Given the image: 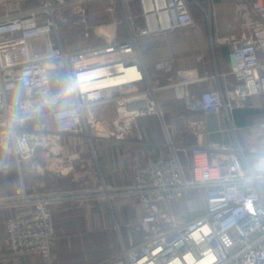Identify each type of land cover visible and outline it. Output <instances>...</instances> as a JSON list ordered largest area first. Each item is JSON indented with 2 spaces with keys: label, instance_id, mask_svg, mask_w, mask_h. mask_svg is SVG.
Instances as JSON below:
<instances>
[{
  "label": "built area",
  "instance_id": "built-area-1",
  "mask_svg": "<svg viewBox=\"0 0 264 264\" xmlns=\"http://www.w3.org/2000/svg\"><path fill=\"white\" fill-rule=\"evenodd\" d=\"M198 6L199 0H0V133L5 152L19 166L27 163L41 172L38 149L47 144L59 153V134L50 132L44 121L48 114L60 133L94 136L106 127L122 140L137 118L162 115L156 99L162 88L172 89L189 110L206 116L230 115L250 98L264 95V0H241L228 25L224 43L236 83L227 95L217 78L215 88L193 96L191 85L204 78L195 68H179L173 59L160 61L161 73L147 77L139 43L195 28ZM68 25L79 30L81 48L64 41L62 26ZM129 69L134 70L131 77ZM95 72L101 76L93 79ZM119 76L129 80L114 84ZM107 104L114 105L116 115L99 122L94 109ZM203 126L202 120L190 123L198 139L204 136ZM261 129L264 133V125ZM223 153H230L225 171L210 159ZM187 154L189 162L173 148L169 158L137 165L134 185L123 190L102 185L78 193H61L56 187L38 193L23 186L20 196L0 199V207L27 210L7 220L11 253L32 258L31 264H52L57 240L52 205L69 199L110 201L122 193L136 196L143 207L144 237L134 244L131 236L130 247L123 246L110 264H264V158L251 165L242 149L232 153L214 140L199 141ZM193 192L204 194L202 215L181 220L170 212L171 205Z\"/></svg>",
  "mask_w": 264,
  "mask_h": 264
},
{
  "label": "crops",
  "instance_id": "crops-1",
  "mask_svg": "<svg viewBox=\"0 0 264 264\" xmlns=\"http://www.w3.org/2000/svg\"><path fill=\"white\" fill-rule=\"evenodd\" d=\"M240 1L218 0L214 3V28L220 31L215 37L207 34L203 27H195L141 41L138 48L147 77L161 73L157 68L160 61L173 59L179 68H195L204 78L191 85L193 96L215 88L217 78L224 94L231 92L236 79L231 73L224 39L228 36V25L236 17ZM109 19L105 16V20ZM80 41L79 47H82L83 42ZM56 89L61 91L65 87ZM156 99L162 115L137 118L134 128L122 140L111 136L106 127L94 136L63 134L54 119L46 115L44 121L49 131L59 134V153L47 144L38 149L37 160L42 168L39 173L31 170L34 179L37 178V185L29 183L28 190L46 193L51 187H56L61 193H78L85 189H80L82 186L95 190L102 185L127 189L134 185L137 165L150 158H169L173 155V148L189 162L187 152L199 141L221 142L230 147L232 153L242 149L251 165L264 158V133L261 129L264 125V95L250 98L245 107L233 109L230 115L223 111L209 116L189 110L170 88L160 89ZM94 113L99 122L110 121L116 115L112 104L98 106ZM193 120L204 122L202 138L198 139L190 130ZM229 154H212L210 159L225 171ZM19 195V190L13 193L0 191V199ZM87 200H61L52 205L57 236L52 264H109L123 246L130 247L131 236L134 244L142 242L144 233L140 219L145 212L136 196L121 193L110 201L99 198ZM180 202L184 204L177 215L181 220H192L205 212L202 192L187 194ZM170 208L172 211L174 206ZM26 211L19 206L0 207V264L32 263V258L13 256L7 238V220Z\"/></svg>",
  "mask_w": 264,
  "mask_h": 264
},
{
  "label": "rangeland",
  "instance_id": "rangeland-1",
  "mask_svg": "<svg viewBox=\"0 0 264 264\" xmlns=\"http://www.w3.org/2000/svg\"><path fill=\"white\" fill-rule=\"evenodd\" d=\"M199 1L201 2V6L196 7V11H195V17L197 21L196 27L200 29L201 27H203L207 34L215 37L216 33H215L212 15L214 12V9H213L214 3L218 0H199ZM98 12H102V10H99ZM101 14H103V12ZM210 14H211V19L208 18V15ZM115 16L117 18L120 16V10L116 12ZM72 18L74 17L71 16V19ZM96 19L97 17L95 18V20ZM102 19H105V17H102ZM62 30L65 32L64 41L66 42V44L70 45L71 43L73 45V49L81 48L79 47L80 46L79 44L81 42L80 40L82 39L79 38L80 33L76 27L72 25L71 26L68 25L66 27L62 26ZM29 129H32V128H29ZM3 145H4L3 135L0 133V191L6 192V193L8 192L13 193V191L19 190L21 193V189L23 185H25L26 189H28L27 185L29 183L36 186L37 184L35 183V180L37 178L35 177L34 179L32 175L33 172H31L30 166L27 163H21V166H19L16 157L14 155L7 154L4 150ZM57 157H60V156H57ZM65 164L66 163H63L62 165L66 166ZM64 170H66V168H64ZM83 188L89 190V187H85V186H82L80 189H83ZM85 189L82 191H87ZM182 203L180 201L174 203L173 204L174 209L170 212L173 214H176V216L179 215V213H181L182 211V208L184 207V204ZM94 204H96V202H94ZM117 238L119 239L118 236ZM119 253H120V250L116 253V256ZM111 261L112 259L109 260V264L111 263Z\"/></svg>",
  "mask_w": 264,
  "mask_h": 264
},
{
  "label": "bare ground",
  "instance_id": "bare-ground-1",
  "mask_svg": "<svg viewBox=\"0 0 264 264\" xmlns=\"http://www.w3.org/2000/svg\"><path fill=\"white\" fill-rule=\"evenodd\" d=\"M133 71L134 70H132V69L128 70V76L129 77L134 75ZM100 74H101V72H95V73H92L91 76L92 77L94 76L93 79H95V78L100 77L101 76ZM92 77H89V78H92ZM128 80H129V78L126 76H119L116 80H113V81H114V84H121V83L127 82ZM97 81L99 82L100 80H97ZM107 93H108V91H107Z\"/></svg>",
  "mask_w": 264,
  "mask_h": 264
}]
</instances>
